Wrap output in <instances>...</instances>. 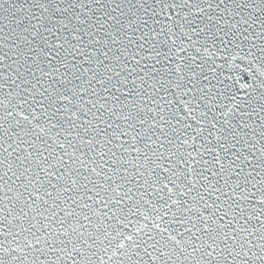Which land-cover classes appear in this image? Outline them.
Returning a JSON list of instances; mask_svg holds the SVG:
<instances>
[{
    "label": "snow or ice",
    "instance_id": "obj_1",
    "mask_svg": "<svg viewBox=\"0 0 264 264\" xmlns=\"http://www.w3.org/2000/svg\"><path fill=\"white\" fill-rule=\"evenodd\" d=\"M0 264H264V0H0Z\"/></svg>",
    "mask_w": 264,
    "mask_h": 264
}]
</instances>
